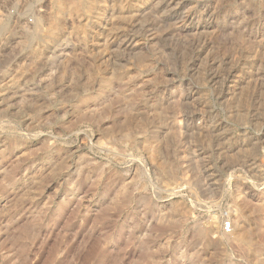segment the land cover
<instances>
[{
	"label": "rangeland",
	"instance_id": "obj_1",
	"mask_svg": "<svg viewBox=\"0 0 264 264\" xmlns=\"http://www.w3.org/2000/svg\"><path fill=\"white\" fill-rule=\"evenodd\" d=\"M73 2L0 0V264H215L223 248L209 249L198 231L208 241L230 240L222 251L229 264H248L234 234L249 228L237 216L242 205H261L255 222L264 221V115L241 118L236 102L249 88L262 92L253 105L264 98V80L250 78L264 67V0H189L171 7L177 12L154 13L150 31L127 45L133 23L151 16L155 0H93L89 10ZM196 39L214 42L202 57L223 49L224 81L200 83L204 62L187 71L172 62L181 44ZM250 46L252 56L263 57L255 69L239 54ZM139 48L151 59L140 69ZM116 69L128 81L113 88H145L147 104L161 97L175 107L172 148L144 145L150 130L133 128L127 141L109 132L111 115L99 121L79 110L84 92L102 93L89 103L109 104L114 91L107 97L100 86ZM157 73L165 81L155 83ZM8 83L13 88L3 93ZM219 135L226 136L222 145L213 142ZM48 153L49 162L67 153V167L40 185ZM168 156L175 176L162 171Z\"/></svg>",
	"mask_w": 264,
	"mask_h": 264
},
{
	"label": "bare ground",
	"instance_id": "obj_2",
	"mask_svg": "<svg viewBox=\"0 0 264 264\" xmlns=\"http://www.w3.org/2000/svg\"><path fill=\"white\" fill-rule=\"evenodd\" d=\"M75 3L77 4H74V5H80L82 7H89L91 8L92 6V3H93V0H73ZM96 2H98L99 0H95ZM115 1V0H114ZM187 1L189 0H155V4L154 7H148L149 8V11H148V8H147V11L149 12V14H151V16L147 15V17H150V18H145V13L143 18L145 19H140L138 18L137 21L135 23H133V26L134 28L130 31L129 34L126 35V37L124 38L125 39V43L122 45H127L128 43H130L131 39L134 38V37H139L141 36L143 33H144V36L146 33H148L150 31V29H147V27L149 26L150 24V20H151V17H154V13L157 14L161 11H169L172 10V11H176V8H171L172 6L174 5H182L184 3H186ZM73 2V3H74ZM79 2V3H78ZM102 3V2H101ZM228 3V1H227ZM232 3V2H231ZM231 3H229L231 5ZM99 4V2H98ZM57 5V4H56ZM59 7V3L57 5ZM79 6V7H80ZM91 6V7H90ZM95 6V5H94ZM93 6V7H94ZM100 6V5H99ZM75 7V6H74ZM73 7V8H74ZM78 7V6H77ZM92 7V8H93ZM60 8V7H59ZM81 8V7H80ZM89 8H87L89 10ZM78 9V8H76ZM75 10V9H74ZM61 11V9H60ZM58 12V10H57ZM177 12V11H176ZM211 14H210V18L214 17L217 12L216 10L214 9L213 11H210ZM209 12V13H210ZM59 13V12H58ZM57 14V13H56ZM55 14V15H56ZM101 14V13H100ZM172 14V13H171ZM59 15V14H58ZM99 15V14H98ZM141 15V14H140ZM160 15V14H159ZM158 15V16H159ZM218 15V14H217ZM157 16V15H156ZM155 16V17H156ZM55 17V16H54ZM154 17V18H155ZM218 17V16H217ZM216 17V18H217ZM157 18V17H156ZM215 18V19H216ZM56 19V18H55ZM217 20V19H216ZM152 21V20H151ZM154 21V20H153ZM152 21V22H153ZM214 21V20H213ZM57 22V21H56ZM247 26L248 23L246 24ZM245 25V26H246ZM251 25V23H250ZM132 26V27H133ZM158 26V25H157ZM214 26V25H213ZM216 27V26H214ZM251 27V26H250ZM58 28V27H57ZM56 28V29H57ZM217 30V28H215ZM50 30V29H49ZM52 32H53V28L51 29ZM50 30V31H51ZM215 30V34H217V31ZM232 30V29H231ZM236 31L238 29H235ZM221 31V29H220ZM55 32V30H54ZM53 32V33H54ZM247 32V31H246ZM58 33V32H56ZM55 33V34H56ZM132 33V34H131ZM151 33V32H150ZM156 33V31H155ZM218 33H219V29H218ZM232 33V31H230V34ZM235 33V32H234ZM232 33V34H234ZM238 33V32H236ZM245 33V32H244ZM263 33V32H262ZM48 34V33H47ZM240 34V33H239ZM236 35L237 37L239 36ZM243 34V33H242ZM248 35H251L250 33V30L247 32ZM49 35L50 32H49ZM54 35V34H52ZM125 35V34H124ZM155 36V34H152ZM151 35V36H152ZM245 36V34H243ZM39 36V34H38ZM37 36V37H38ZM41 36V35H40ZM153 36V37H154ZM164 36V35H163ZM235 36V37H236ZM242 36V37H244ZM247 36V35H246ZM49 37V36H48ZM156 37V36H155ZM234 37V36H233ZM241 37V36H240ZM241 37V38H242ZM40 38V37H39ZM57 38V36H56ZM65 38V37H63ZM164 38V37H162ZM166 38V37H165ZM47 39V38H46ZM45 39V40H46ZM51 39V38H50ZM58 39V38H57ZM67 39V38H66ZM238 39V38H237ZM36 40V39H35ZM43 40V43L44 41ZM52 40V39H51ZM158 40V39H157ZM165 40V39H164ZM249 40V39H248ZM56 41V40H54ZM193 41V40H192ZM246 41V39H245ZM160 42V40H159ZM48 43V42H47ZM53 43V42H52ZM55 43V42H54ZM127 43V44H126ZM50 44V43H49ZM61 44V43H60ZM45 45V44H43ZM132 45V44H131ZM158 45V43H157ZM180 45V44H179ZM178 45V46H179ZM183 44L180 45L179 48H177L178 52H176L174 54V59L172 60V62L175 64V66L179 69V70H191V68L193 66L196 65V68H197V62H199V65L200 63L204 62L203 65L200 67L198 65V67L200 68H197L199 69V74L200 75V83H205L207 81H211V82H215V83H220L221 81H224L226 79V76L228 74L227 71H225L224 73V66H223V61H220L219 60V54L221 53L222 50H220V48H217V47H214L213 51H210V54H208V56L205 55V57H202V54H204L205 52H207V49L208 48H211L210 46L211 45H214V42L213 41H210L208 42L206 39H196L194 40L193 42H189L188 44H184V46H182ZM177 46V47H178ZM41 47V46H40ZM39 47V48H40ZM60 47V46H59ZM160 52H161V49L163 51V49L167 48L165 47L164 45V42L160 43ZM226 47H224V50ZM117 49V48H116ZM170 49V48H168ZM176 49V48H175ZM245 49V48H244ZM143 49L139 48L137 50H135V53H134V57L136 60V65L139 67L138 69H140V67L142 66H147V64L149 63V61L151 62V59H150V56H149V53L147 52H144V50L142 51ZM209 50V49H208ZM53 51V50H52ZM118 51V50H117ZM132 51V50H131ZM240 51V50H239ZM238 51V52H239ZM63 52V51H62ZM134 52V51H133ZM131 52V53H133ZM224 52V51H223ZM53 53V52H52ZM252 51H251V46L249 48H247L246 51H241L240 54V57L242 59H245L247 61V65L250 67V68H253L255 69V66L258 64H260L259 62V59L263 58L261 57L260 55V58H255L256 56H252ZM66 54V53H64ZM258 56V54H257ZM172 58V57H171ZM121 59V58H120ZM170 59V58H169ZM240 59V58H239ZM264 59V58H263ZM262 59V61H263ZM113 60V59H112ZM114 61V65L115 63L118 64V68L120 66L121 62L120 60H117L115 58ZM205 61H206V64H205ZM208 61V63H207ZM261 61V62H262ZM135 62V61H133ZM153 62V61H152ZM264 62V61H263ZM262 62V63H263ZM113 63V62H111ZM261 63V65H262ZM246 64V63H245ZM161 66H163V64H160ZM259 65V66H261ZM264 65V64H263ZM113 66V65H112ZM111 68L114 69L113 66ZM117 66V65H116ZM151 66V65H150ZM258 66V65H257ZM256 66V67H257ZM136 67V66H135ZM149 67V66H148ZM227 67V66H226ZM262 67V66H261ZM117 68V67H115ZM264 68V67H263ZM256 69L255 71H253V74L250 76V78H252V80H257L258 78H262V80H264V69ZM120 69V68H119ZM125 69V67L123 68ZM118 70V69H116ZM115 70V71H116ZM195 70V69H194ZM126 72V71H125ZM125 72L124 71H116V72H113L112 75L108 76V78H104L103 80V83L102 85L100 86V91L103 92V93H106L105 96H107V94H111V89H113L114 91V94L115 96H113V98L110 100L109 104L108 103H105L104 106L100 107L102 105V102H100L101 104H97L94 102L93 103H89L90 99H92V97L94 98L95 95L98 96L99 92H96L94 93L93 91L91 93H83L82 95H80L78 101H80V104H81V107H79V110L82 109L83 113L85 112V114H87L88 112V118L90 116V118H92L93 120H96L98 119L99 121L101 120H105L108 118V116L111 115L110 118H112L110 120V126H109V132H120L122 133V135L124 136L125 139H127V141H131L133 140V131L132 129L134 128L136 131L139 130L138 132H142L144 133V131H148L150 130L151 132V136L148 137L149 140L146 138L144 139L143 143L144 145H173L172 143V136L174 137L175 135V131H174V128L171 126L170 123V118L172 117V114H173V111L174 110L171 108V106L168 104V106H166L167 104L165 103V101H163V99L160 97L159 99L155 100L153 102V104L151 105L150 104H147L148 103V98L146 96V91H145V88H140V90H132L130 86L128 85H125V84H121V86L119 85V87L117 88H113V84H115L116 82L120 81L123 83V81H125V79L127 80V76L126 78L124 77L125 76ZM185 72V71H184ZM139 73V72H138ZM137 73V74H138ZM186 73V72H185ZM198 73V72H196ZM158 74V73H157ZM184 74V73H183ZM182 74V75H183ZM179 76V75H178ZM181 76V74H180ZM179 76V77H180ZM131 77V76H130ZM129 77V78H130ZM134 76L133 75V79H134ZM162 76H160V74L157 75L156 79H155V83L157 82H161L163 81L164 79L161 78ZM182 77V76H181ZM128 78V79H129ZM248 78V79H250ZM101 79V78H100ZM99 79V80H100ZM131 80V79H129ZM3 81V80H2ZM7 81V80H6ZM128 81V80H127ZM165 81V80H164ZM247 81V80H246ZM253 82V81H252ZM256 82V81H255ZM261 82V81H260ZM259 82V83H260ZM263 82V81H262ZM11 83V82H10ZM134 83V82H133ZM250 83H251V79H250ZM254 83V82H253ZM264 83V82H263ZM12 84V83H11ZM130 84V83H129ZM135 84V83H134ZM133 84V85H134ZM247 84V89H248V86H249V82L246 83ZM4 85V84H3ZM8 85V86H7ZM97 85V86H98ZM118 85V83H117ZM254 85V84H252ZM259 85V84H258ZM6 86V87H5ZM2 89V92L3 91H9L10 89H12L10 86H9V83L6 84ZM12 86V85H11ZM132 86V85H131ZM221 86V85H220ZM255 87V86H253ZM264 87V86H262ZM91 88V87H90ZM99 88V87H98ZM258 88L260 89L261 86H258ZM256 88V89H258ZM89 89V88H88ZM97 89V87H96ZM245 89V88H244ZM249 88V92L246 93V89H245V93L243 95V98L240 99L238 101L237 99V102H236V110L240 113V116L241 114L245 115V114H251L249 115L252 120L254 121H257V120H260L261 117L264 115V98H263V101H261V105H260V102H258V106L256 105H253V99H254V94L257 92L258 94L256 96H258V98L260 99V92L261 91H255V88ZM83 91V90H82ZM87 91V90H85ZM99 91V90H98ZM163 91V90H162ZM189 91V90H188ZM192 89H190V91L188 92L190 95L192 94ZM89 92V90H88ZM111 92V93H110ZM159 92V91H158ZM161 92V91H160ZM243 92V91H242ZM4 93V92H3ZM8 93V92H7ZM81 94V93H80ZM102 93H100L99 95H101ZM113 94V93H112ZM113 94V95H114ZM158 94V93H157ZM160 94V93H159ZM262 94V92H261ZM241 95V94H239ZM102 96V95H101ZM104 95L103 97L106 98ZM262 96V95H261ZM108 97V96H107ZM109 97V98H110ZM100 98V97H99ZM256 98V97H255ZM96 99V98H95ZM107 99V98H106ZM156 99V98H155ZM258 99V100H259ZM94 100V99H93ZM166 100V99H165ZM187 99H185V103L183 104L184 105V109H185V106L188 105V102H186ZM252 100V102H251ZM257 100V99H256ZM101 101V100H99ZM250 102V103H249ZM256 102V101H255ZM107 104V105H106ZM255 104V103H254ZM182 105V106H183ZM100 107V108H99ZM183 109V111H184ZM187 109V107H186ZM185 109V112L188 111L189 109L186 110ZM257 111V112H256ZM193 112V111H192ZM190 111V113H192ZM187 113V112H186ZM238 113V115H239ZM144 115H152L151 117H149V119H146L143 118ZM175 116V114H173ZM262 115V116H261ZM84 116V115H83ZM173 116V117H174ZM261 116V117H260ZM86 117V118H87ZM243 116H241L242 118ZM85 119V117H84ZM173 119V118H172ZM171 119V120H172ZM244 119V118H243ZM88 119H86L87 121ZM90 120V119H89ZM92 120V121H93ZM85 121V122H86ZM98 121V122H99ZM169 121V123H168ZM88 123V121H87ZM215 126V125H214ZM220 126V125H219ZM213 128V127H212ZM209 129V128H208ZM152 130V131H151ZM132 131V132H131ZM154 131V132H153ZM210 131H211V128H210ZM108 132V133H109ZM149 132V133H150ZM212 132V131H211ZM125 133V134H124ZM148 133V135H149ZM174 134V135H173ZM205 134V133H202V135ZM213 134V133H212ZM209 135V133H208ZM210 136V135H209ZM217 136V135H216ZM220 136V135H219ZM217 139L213 140V142L217 145H222L223 144V141L225 140L226 136L223 135V136H220ZM213 137V136H212ZM205 138V137H204ZM211 138V137H210ZM210 138H206V139H210ZM159 139V141H158ZM152 140V141H151ZM151 141V142H150ZM156 141V143H155ZM132 142V141H131ZM225 142V141H224ZM253 142V141H252ZM251 142V144H253ZM155 143V144H153ZM213 145V144H212ZM245 145V144H244ZM247 145V144H246ZM250 145V144H249ZM171 147V146H170ZM169 147V148H170ZM156 148V147H155ZM172 148V147H171ZM162 150V149H161ZM157 151V148L156 149H153L152 152L155 153ZM253 155V154H252ZM67 153H64L63 155H61L60 157L56 158L54 161L52 162H49L52 160V155L51 153H48L47 156H45V158H43V161L45 162V165L43 167V170L41 175H39L36 180H37V184L39 183L40 185L41 184H44L46 183V181L53 177L54 175L58 174V173H61L66 167H67ZM169 157V156H168ZM248 158V157H247ZM205 159V158H204ZM250 159V158H249ZM206 160V159H205ZM51 163V165H50ZM248 164V163H247ZM162 166V171L165 175L167 176H175L177 173V165H176V162H175V157L174 156H170L168 158V160L164 163V164H161ZM254 165V164H253ZM165 166V167H164ZM250 166V165H249ZM251 167V166H250ZM58 172V173H57ZM49 181V180H48ZM39 185V186H40ZM245 201L241 203L244 204ZM244 206L242 205V207L240 209V211L238 210V215L237 216H242L244 217V219L247 218L248 220V225H249V228L247 227H244L242 226L241 229L237 232H235L234 234V239L235 240H238L237 242V252L240 254V256L243 258V260L246 262V263H256V264H264V221L260 220V224L259 223H256L255 221L258 220V218L260 217L259 215V212L260 210V207H262L261 205L259 206H255L254 208H251V209H245L243 208ZM263 212V211H262ZM240 213V214H239ZM259 214V215H258ZM240 217V219L242 218ZM256 217L257 220H256ZM246 220V221H247ZM261 221L263 223H261ZM231 227V225H230ZM28 230V229H27ZM28 232V231H27ZM28 234V233H27ZM198 235V238L200 241H204L205 245H207V247L211 250H215V251H218L222 249V251H226L228 250L229 248H231L230 246V240L228 241L227 239L224 240V238H222V240L220 241H208L206 239V237H208V234L207 233H204V232H197L196 233ZM224 237V236H223ZM257 238V240H256ZM232 241V240H231ZM221 248V249H220ZM222 251H221V255H218L216 254L215 256V264H229L228 262V256L227 253L226 255H222ZM223 251V252H224ZM105 252V251H103ZM101 252V253H103ZM227 252V251H226ZM100 253V254H101ZM225 253V252H224ZM230 259V258H229Z\"/></svg>",
	"mask_w": 264,
	"mask_h": 264
}]
</instances>
